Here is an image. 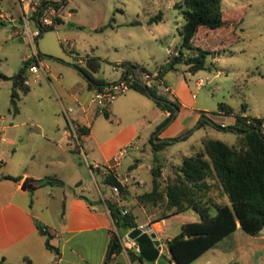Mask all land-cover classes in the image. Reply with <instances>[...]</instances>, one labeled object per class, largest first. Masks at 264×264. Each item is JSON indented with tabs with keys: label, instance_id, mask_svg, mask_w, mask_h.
<instances>
[{
	"label": "rangeland",
	"instance_id": "374dc122",
	"mask_svg": "<svg viewBox=\"0 0 264 264\" xmlns=\"http://www.w3.org/2000/svg\"><path fill=\"white\" fill-rule=\"evenodd\" d=\"M178 1L66 0L63 22L48 28L37 38L36 49L41 63L47 67L48 77L40 71L38 81L31 82L28 91L24 92L20 86L16 88L17 114H14L10 102L14 77L21 70L24 60L33 56V49L23 34H14V23L0 18V73L8 77H0V131L4 126L7 136H13L16 132L29 133L36 125L45 129L54 128L63 117V104H66L70 94L84 89L89 99L88 81L81 71L93 74L86 62L87 57H96L99 62L96 76L105 81L116 80L120 76L118 61L132 60L145 65L153 74L162 70V80L166 83L177 79L187 83V97L189 102L192 99L196 102L194 114L198 119L193 127L182 132L159 152V162L169 165L162 174L164 179L172 175L173 167L179 165L184 156L202 147L203 138L235 144L236 132L220 128L222 123L224 126H229L225 125L228 122L234 124L238 114L259 116L264 120V0L220 1L225 23L217 29L199 27L196 39L211 49H217L222 42L225 50L208 55L205 68L195 71L187 70L184 63L175 62L173 58L181 41L178 28L184 22L181 13L174 7ZM0 11L17 18L19 9L16 0H0ZM158 14L161 19L151 22L150 19ZM135 21L137 23L133 24ZM15 27L19 28V24L16 23ZM168 49L172 54L167 53ZM78 59H82L83 63H79ZM24 75L32 77L27 70ZM200 78L203 81L198 85ZM132 90L129 88L115 100ZM219 103L229 105L233 114L219 111ZM132 115L134 112L129 111L128 116ZM109 123L107 118L98 115L93 128L101 130ZM182 135L185 137L181 138ZM141 137L148 147V134ZM80 144L83 150L78 147V157L86 164L84 152L87 147L81 140ZM9 147L0 143V153L4 158H7ZM133 174L147 180L150 178L145 166ZM89 183L97 192L91 177ZM100 187L110 197V188L101 183ZM192 215L198 216L193 210H186L176 218L163 219L165 234L169 237L178 234L181 222L190 220ZM261 238H264V228ZM165 258L166 252L163 251L157 263L165 264ZM146 263L154 264V261ZM259 264H264V255Z\"/></svg>",
	"mask_w": 264,
	"mask_h": 264
},
{
	"label": "crops",
	"instance_id": "0c3cea01",
	"mask_svg": "<svg viewBox=\"0 0 264 264\" xmlns=\"http://www.w3.org/2000/svg\"><path fill=\"white\" fill-rule=\"evenodd\" d=\"M61 22L63 18L57 20V24ZM11 23H14V34L19 35L20 26L15 27L17 22ZM87 58L86 63L93 74L85 71L81 73L88 81L86 89L90 93L89 99L86 98L88 94H85V90L81 89L70 94L66 104H63L64 109H70L77 131L79 127L88 128L85 134L78 131L79 139L87 147L84 152L86 164L78 157V147L81 150L83 148L70 135L64 110L63 117H60L54 128L45 129L36 125L29 133L16 132L13 136H7L5 127H1L0 143L10 147L7 158L0 153V161L3 162L0 175L17 176L20 179L13 181L0 177V264H104L114 233L124 238L127 232L124 235L117 232L103 201L108 196L100 183L111 190V186L103 182V168L142 181V184H127L130 200L123 201L126 206L124 209H129L135 215L137 226L150 225L157 234L161 249L154 264H161L157 260L163 251L166 252L165 264L172 262L166 241L173 236L165 234L162 220L176 218L182 212L152 220L153 214L138 205L132 197L151 188V167L159 162V152L166 147L163 145L154 149L152 140L154 143L164 140L171 143L182 132L193 127L198 119L194 114L196 102L194 99L189 102V87L185 80L177 79L171 83L163 80L167 91L160 87L158 91L170 99H177L180 108L161 128L158 125L170 115V111L161 109L154 97L135 89L115 100L104 114H99L96 105L91 102L94 85L90 78L104 83L110 81L96 76L98 59ZM122 62L138 63L132 60L118 61L120 76L112 81L126 75V68L120 65ZM129 111L134 112V115L128 116ZM18 112L19 108L14 114ZM98 115L110 122L101 130L93 128ZM225 125L232 124L228 122ZM143 134H148V147L142 140ZM162 165L163 174L169 165ZM143 166L150 174L149 180L133 174ZM121 169L122 173L119 172ZM46 177L59 178L64 184L47 183L44 181ZM90 177L97 192L90 186ZM198 219V216L192 215L190 220H183L181 224ZM240 230L243 229L238 224L233 232L216 242L191 264H259L264 255V238H261V233L250 236ZM47 236L49 243L57 250L46 247ZM119 243V251L112 254L108 264L149 262L130 260L126 249L134 247L128 241L119 240Z\"/></svg>",
	"mask_w": 264,
	"mask_h": 264
},
{
	"label": "trees",
	"instance_id": "16d2710c",
	"mask_svg": "<svg viewBox=\"0 0 264 264\" xmlns=\"http://www.w3.org/2000/svg\"><path fill=\"white\" fill-rule=\"evenodd\" d=\"M220 1L180 0L174 5L181 13L184 22L178 28L181 41L176 47L177 51L173 58L175 62L184 63L189 71L205 68L208 55H215L220 49L225 50L222 42L217 49H211L203 46L201 40L196 39L199 27L217 29L225 23L219 6ZM160 19L161 15L158 14L150 21ZM135 23L137 22H133ZM32 60L33 58L24 60L17 74L20 79H14L10 97L14 111L18 108L16 88L20 86L24 92L29 89L28 86L23 85L22 80L25 69ZM120 65L126 68V74L132 73L136 78L131 88L151 95L161 109L170 111V115L158 125V128H161L169 122L175 108H180V103L177 99H170L164 93H160L155 82L150 85L142 83L141 75L149 74L152 79L160 81L165 86L162 80L163 71L153 74L143 64L131 62H122ZM0 77L8 78L1 73ZM90 81L94 86L104 83L92 78ZM218 108L225 114L233 113V109L225 103H219ZM262 120L261 117L235 115L234 124L220 126L236 132L235 144L229 145L219 139L203 138L200 150L184 156L181 163L174 167L172 175L165 179L162 177L163 165L160 162L152 165L151 188L133 195L132 199L143 206L148 213L153 214L152 220L186 210H193L199 217L198 220L181 224L179 233L166 241L172 261L177 264H191L216 242L233 232L238 224L250 236L260 235L264 228V136L256 129H259ZM78 131L85 134L88 128L79 127ZM152 143L154 149L169 144L167 140L159 143H154L152 140ZM2 163L0 161V165ZM0 177L13 181L20 179L11 175H0ZM44 181L64 184L56 177H46ZM103 182L119 188L121 206L108 199L107 208L117 232L124 235L138 225L135 215L129 209L124 212L126 206L123 205V201L130 200L128 186L122 185L111 169L103 175ZM40 230L45 233L42 228ZM113 243L116 245L114 250L116 253L120 249L119 236L116 233L113 235L110 247ZM45 245L48 249L57 250L49 243V236L46 237ZM126 252L130 260L144 261L135 248H127ZM111 259L112 257L107 256L104 264H108Z\"/></svg>",
	"mask_w": 264,
	"mask_h": 264
},
{
	"label": "built area",
	"instance_id": "2783aa9c",
	"mask_svg": "<svg viewBox=\"0 0 264 264\" xmlns=\"http://www.w3.org/2000/svg\"><path fill=\"white\" fill-rule=\"evenodd\" d=\"M66 0H16L18 5V17H12L6 13L0 11V18L7 20L9 22H17L20 26L19 33L23 34L27 38V42L31 45L33 49V58L31 63H29L25 70H27L32 77H26L23 74V85L29 86L31 82L38 81L39 72L42 71L45 76L48 77L47 67L44 66L39 57V52L36 49L37 38L48 28L55 27L57 20L63 18V6ZM69 14V12H68ZM168 54H171L170 49L167 50ZM79 62H83L82 59H79ZM149 74L141 75V82L147 85H150L152 82H155ZM136 81L135 76L132 73L126 74L122 79L117 81L105 82L101 85H95L92 88L91 102L94 103L97 107V112L99 114H104L111 106L113 101L120 95L126 92L131 85ZM202 78L198 79L197 84H202ZM157 87L164 88L167 91V88L163 86L160 81L155 82ZM67 127L69 129L70 135L74 140L79 144V134L76 129L75 124L72 121L70 116V109H64ZM259 132L264 136V120L261 121ZM108 168H103L102 175L107 173ZM114 173V172H113ZM117 179L122 185L132 184H142V181L130 177L129 175H118L114 173ZM117 203L118 206H121V197L118 186H111V196L104 198V203L107 207V200ZM124 212L126 210L124 209ZM121 242L128 241L132 247L137 250V244L134 240H125L119 236ZM170 264H177L172 261Z\"/></svg>",
	"mask_w": 264,
	"mask_h": 264
},
{
	"label": "water",
	"instance_id": "95a60500",
	"mask_svg": "<svg viewBox=\"0 0 264 264\" xmlns=\"http://www.w3.org/2000/svg\"><path fill=\"white\" fill-rule=\"evenodd\" d=\"M15 79H20V76L17 75ZM177 112L178 108H175L174 113L176 114ZM256 131H258V129H256ZM124 239H130L136 242L137 251L144 258V260L151 262L157 259L161 249V244L160 240L157 238V234L151 229L150 225H141L131 228L127 231ZM115 248L116 245L113 243L109 248V257L112 256Z\"/></svg>",
	"mask_w": 264,
	"mask_h": 264
}]
</instances>
